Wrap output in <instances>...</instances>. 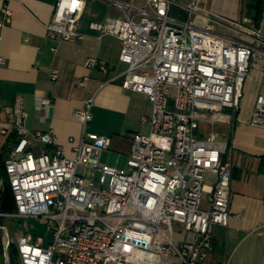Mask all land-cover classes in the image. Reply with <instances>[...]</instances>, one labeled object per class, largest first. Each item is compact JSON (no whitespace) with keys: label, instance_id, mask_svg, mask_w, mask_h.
Wrapping results in <instances>:
<instances>
[{"label":"built area","instance_id":"built-area-1","mask_svg":"<svg viewBox=\"0 0 264 264\" xmlns=\"http://www.w3.org/2000/svg\"><path fill=\"white\" fill-rule=\"evenodd\" d=\"M13 1L5 0L0 9V29L11 22ZM208 3L146 0L150 13L137 21L126 15L90 24L92 30L120 41L119 61L127 67L121 86L145 95L151 104L149 132L131 136L123 168L102 161L111 137L85 132L92 118L91 99L74 112L82 134L72 157L56 146L52 131L26 129L22 97L5 109L16 137L5 162L16 206L13 216L45 219L49 230L56 227L54 244L48 247L41 237H18L19 264H203L206 260L213 228L226 227L229 221L231 164L224 159L228 145L217 129L236 117L257 53L254 46L231 43L212 32ZM172 6L185 14L184 22L171 17ZM124 7L132 9L131 4ZM82 9L83 0H57L45 26L47 36L81 39L77 25ZM195 16L209 22L196 27ZM251 35L255 43L263 41L264 26L252 29ZM84 66L107 72L94 58ZM56 79L57 72L52 71L51 80ZM88 82L85 76L77 87L86 89ZM35 104L38 111L47 112L53 102L37 96ZM147 122L142 120L143 125ZM250 124L264 129L263 95L257 97ZM174 224L193 233L194 243L177 246ZM0 230L3 264H12L10 238L4 228ZM255 233L264 235V225Z\"/></svg>","mask_w":264,"mask_h":264},{"label":"crops","instance_id":"crops-1","mask_svg":"<svg viewBox=\"0 0 264 264\" xmlns=\"http://www.w3.org/2000/svg\"><path fill=\"white\" fill-rule=\"evenodd\" d=\"M259 1L209 0L207 5L214 34L231 43L254 46L257 53L251 61L236 117L230 124L219 127L228 145L224 159L231 164L229 221L226 227L213 228L203 264H264V235L255 233L264 225V129L250 124L257 97L264 96V40L255 43L251 35L252 29L264 26V2L261 20L258 24L255 21ZM4 2L0 0V9ZM186 2L183 0L182 4ZM56 4L57 0H15L10 3L13 13L10 24L0 29L3 61L0 65V227L4 231L3 222L13 217L15 211L8 203L2 211L5 183L2 168L16 142L5 109L12 107L16 97H22L24 102L26 129L52 131L56 146L64 148L68 157H72V148L82 134L74 112L91 99L92 118L85 132L112 138V145L102 158L106 165L107 152H118L128 158L131 145V138L110 122L111 116L133 114L142 118L151 111L145 95L121 86L127 67L119 61L120 41L90 28L92 23L123 19L126 15L137 21L142 14L150 13L146 0H83L77 25L82 38L74 41L52 40L47 36L45 26L52 20ZM127 4L132 9L125 8ZM170 15L178 22L186 20L179 8L172 7ZM208 22L200 16L192 18V24L199 28ZM89 58L105 65L107 72L85 68ZM52 71L57 72L55 81L51 80ZM85 76L89 78L87 88L80 89L77 83ZM37 96L52 100L47 112L37 110Z\"/></svg>","mask_w":264,"mask_h":264},{"label":"rangeland","instance_id":"rangeland-1","mask_svg":"<svg viewBox=\"0 0 264 264\" xmlns=\"http://www.w3.org/2000/svg\"><path fill=\"white\" fill-rule=\"evenodd\" d=\"M183 0H175V4L182 3ZM174 9H177L176 6H172ZM144 115V114H143ZM142 118L136 117L135 115H117L111 116L110 122L115 126H117L120 130L123 131L124 135H127L131 138L132 135L136 133L147 134L149 132L150 124L149 119L151 117V111L149 114H146ZM147 119V123L143 126L142 120ZM220 127V126H219ZM218 127L217 132L223 134L222 130ZM127 132H129L127 134ZM107 164L114 168H123L124 164L127 160V156L120 154L118 152L109 151L107 152ZM83 170L80 169L79 172ZM90 179V173L85 176L86 184H88ZM3 225L10 236V253L12 255L13 264H19V257L16 246V239L18 237H22L25 235H32L33 237H41L44 239V247H48L50 244H54L55 240V230L56 227H52V229H48V221L45 219L38 218H19V217H11L7 218ZM3 234V231L0 230ZM173 240L177 246L181 245L185 242L194 243L195 235L193 233H189L184 231L178 225H173ZM2 238V236H1ZM2 240V239H1ZM9 252V249H8ZM173 262L178 263L176 259ZM4 263V256L0 252V264Z\"/></svg>","mask_w":264,"mask_h":264},{"label":"trees","instance_id":"trees-1","mask_svg":"<svg viewBox=\"0 0 264 264\" xmlns=\"http://www.w3.org/2000/svg\"><path fill=\"white\" fill-rule=\"evenodd\" d=\"M263 2H264V0H260L259 3L256 6V18H255V21H256L257 24L261 20ZM2 169H3V173L2 174L5 177L4 189H3V193H2V197H3V200H4V206L2 207V211L6 210L5 206L8 203L12 207V209L15 211V213H16V206H15L14 197H13V194L11 192V188H10V185H9L6 173H5V165L3 166ZM10 248H11V246L9 247V257H10V260H11V262L13 264L12 255L10 253ZM0 252L2 253L1 235H0Z\"/></svg>","mask_w":264,"mask_h":264}]
</instances>
